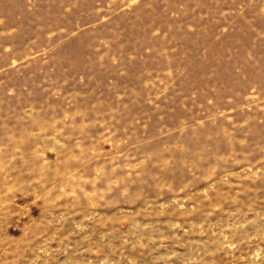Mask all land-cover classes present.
I'll return each instance as SVG.
<instances>
[{"label": "rangeland", "instance_id": "374dc122", "mask_svg": "<svg viewBox=\"0 0 264 264\" xmlns=\"http://www.w3.org/2000/svg\"><path fill=\"white\" fill-rule=\"evenodd\" d=\"M0 264H264V0H0Z\"/></svg>", "mask_w": 264, "mask_h": 264}]
</instances>
